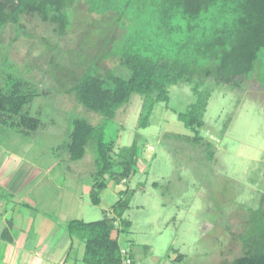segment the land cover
Returning <instances> with one entry per match:
<instances>
[{"label": "rangeland", "instance_id": "1", "mask_svg": "<svg viewBox=\"0 0 264 264\" xmlns=\"http://www.w3.org/2000/svg\"><path fill=\"white\" fill-rule=\"evenodd\" d=\"M121 32L116 15L90 14L81 2L71 11V26L62 38L50 26L28 18L22 20V29L8 26L0 35L1 74L33 82L43 94L30 105L43 130L32 138L4 135L2 142L21 159L50 170L53 181L35 195L45 200L42 205L52 218L58 217L51 208L57 186L84 196L85 215H79L67 193L61 194L56 208L68 210L70 220H101L112 204L108 194L114 188L104 195L101 206L83 193L95 171L92 145L83 160L65 161L63 145L72 121L102 122L101 115L77 104L65 91L88 68L105 71L116 65L106 57ZM204 88L212 92L201 130L216 148L210 164L192 156L194 148L174 154L163 143L166 133L194 135L175 114L185 112L196 99L188 84L170 88V103L155 107L147 128H138L144 101L135 95L107 130L108 136L120 130L117 152L135 141L143 147L128 186L136 193L123 217L132 228L120 239L133 252V264H234L243 254L238 234L248 225L249 209H257L264 195V91L256 80L238 89L210 79ZM118 162L115 157V165Z\"/></svg>", "mask_w": 264, "mask_h": 264}, {"label": "trees", "instance_id": "2", "mask_svg": "<svg viewBox=\"0 0 264 264\" xmlns=\"http://www.w3.org/2000/svg\"><path fill=\"white\" fill-rule=\"evenodd\" d=\"M81 2L90 14L116 15L122 30L106 57L116 65L105 71L88 68L65 91L77 104L102 116L98 125L74 119L63 145L72 162L83 160L87 147H94L92 204H101V194L110 182L127 183L137 173L143 147L135 141L117 152L120 130L110 136L107 133L135 95L144 101L138 125L142 129L148 127L158 104L170 103L172 86L191 85L195 101L185 112L175 114L194 135L166 133L163 143L174 154L194 148L192 156L212 163L216 148L201 135L212 96L204 86L212 79L244 89L256 80L264 91V0H0V35L8 26L22 29V20L28 18L50 26L62 38L71 26V11ZM1 73L0 143L4 135L32 138L43 125L30 105L43 94L33 82ZM115 157L119 159L116 165ZM134 192H121L113 216L66 224L70 237L85 243L84 264H122L119 236L132 228V222L123 217ZM13 200L0 186V202L11 204ZM9 234L6 229L2 239L13 243ZM238 239L243 254L234 264H264V195L257 209H249L248 225Z\"/></svg>", "mask_w": 264, "mask_h": 264}, {"label": "crops", "instance_id": "3", "mask_svg": "<svg viewBox=\"0 0 264 264\" xmlns=\"http://www.w3.org/2000/svg\"><path fill=\"white\" fill-rule=\"evenodd\" d=\"M65 161L72 163L66 154ZM93 167L95 168V161ZM52 181V174L48 168L37 167L21 159L10 146L0 143V186L14 196L11 204L0 202V264H84L85 243L78 238L70 237L66 231L65 226L71 220L65 214L69 211L56 208L57 203L61 202V194L66 192L68 202L79 210V215H85L81 207L84 196L69 190L70 187L57 186L58 197L52 200L51 208L56 209L58 217L52 218L50 212L45 210L46 206L42 205L45 200L42 201L40 195H35L36 190L48 188ZM129 182L130 179L122 184L110 182L108 188L102 192V202L99 206L103 204L104 195L108 190L115 189L108 194L112 204L106 208L104 217L113 216L112 209L121 192L126 189L135 191L128 187ZM92 185L93 180L84 184L83 193L89 198ZM121 185L125 188H120ZM74 202L77 204L74 205ZM6 229L9 230L13 243L2 239ZM121 238L122 234L119 240ZM120 244L121 247H125ZM132 255L135 259L133 252ZM175 258L178 259V256Z\"/></svg>", "mask_w": 264, "mask_h": 264}, {"label": "built area", "instance_id": "4", "mask_svg": "<svg viewBox=\"0 0 264 264\" xmlns=\"http://www.w3.org/2000/svg\"><path fill=\"white\" fill-rule=\"evenodd\" d=\"M121 257H122V264H133L134 263L132 253L127 248H124V247L121 248Z\"/></svg>", "mask_w": 264, "mask_h": 264}]
</instances>
